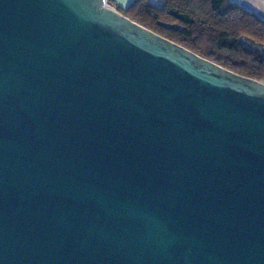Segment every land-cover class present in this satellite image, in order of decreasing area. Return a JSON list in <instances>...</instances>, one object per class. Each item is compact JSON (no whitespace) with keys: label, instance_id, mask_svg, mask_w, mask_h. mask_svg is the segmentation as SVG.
Listing matches in <instances>:
<instances>
[{"label":"water","instance_id":"water-1","mask_svg":"<svg viewBox=\"0 0 264 264\" xmlns=\"http://www.w3.org/2000/svg\"><path fill=\"white\" fill-rule=\"evenodd\" d=\"M0 264H264V82L106 0H0Z\"/></svg>","mask_w":264,"mask_h":264},{"label":"trees","instance_id":"trees-1","mask_svg":"<svg viewBox=\"0 0 264 264\" xmlns=\"http://www.w3.org/2000/svg\"><path fill=\"white\" fill-rule=\"evenodd\" d=\"M116 10L224 69L264 82V19L236 3L163 0L157 8L150 0H134Z\"/></svg>","mask_w":264,"mask_h":264},{"label":"crops","instance_id":"crops-1","mask_svg":"<svg viewBox=\"0 0 264 264\" xmlns=\"http://www.w3.org/2000/svg\"><path fill=\"white\" fill-rule=\"evenodd\" d=\"M134 0H112L114 7L126 9ZM236 3L246 10L253 12L257 16L264 19V0H229ZM163 0H150V4L154 7L160 8ZM111 7L116 10V8Z\"/></svg>","mask_w":264,"mask_h":264},{"label":"rangeland","instance_id":"rangeland-1","mask_svg":"<svg viewBox=\"0 0 264 264\" xmlns=\"http://www.w3.org/2000/svg\"><path fill=\"white\" fill-rule=\"evenodd\" d=\"M109 7H111L110 5H108ZM114 8H117V7H114Z\"/></svg>","mask_w":264,"mask_h":264}]
</instances>
